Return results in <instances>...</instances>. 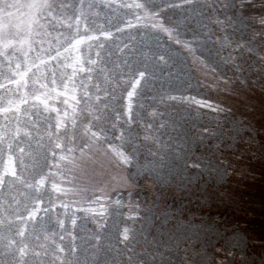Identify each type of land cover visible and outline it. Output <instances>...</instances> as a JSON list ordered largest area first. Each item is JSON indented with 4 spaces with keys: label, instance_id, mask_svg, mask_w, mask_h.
Returning a JSON list of instances; mask_svg holds the SVG:
<instances>
[{
    "label": "snow or ice",
    "instance_id": "1",
    "mask_svg": "<svg viewBox=\"0 0 264 264\" xmlns=\"http://www.w3.org/2000/svg\"><path fill=\"white\" fill-rule=\"evenodd\" d=\"M113 5L0 0V264H170L159 224L157 235L153 223L143 232L144 251L124 227L116 247L96 234L82 252L78 220L105 229V200L133 197L137 178L170 167L236 175L225 152L240 155L242 144L230 146L241 129L252 148L247 118L226 132L220 117L235 114L212 97L259 91L264 113V0H134L115 5L128 11L114 32L97 28L93 9ZM190 65L202 76L195 83ZM194 87L211 95L198 98ZM260 148L264 162V141ZM150 211L137 201L132 218ZM235 259L219 249L213 264Z\"/></svg>",
    "mask_w": 264,
    "mask_h": 264
},
{
    "label": "rangeland",
    "instance_id": "2",
    "mask_svg": "<svg viewBox=\"0 0 264 264\" xmlns=\"http://www.w3.org/2000/svg\"><path fill=\"white\" fill-rule=\"evenodd\" d=\"M95 1L97 4L101 3V0H91V3ZM121 1L114 0L113 8H104L99 15H96V9H93L91 20L94 21L97 28L114 30L113 27L117 25L123 14L126 13L124 9L115 7ZM69 2L71 3L72 0H69ZM131 2H134V0H123L125 4ZM153 2L162 4L165 0H153ZM76 3L78 5L79 0H76ZM70 11L71 9H69ZM166 15L179 17L180 13L178 9L175 12L169 10ZM184 55L186 53H180L181 58ZM190 67L192 68L193 83H195L197 78L202 79L196 67L194 65H190ZM197 92L200 93L198 98L207 99L211 95L203 87H194L192 94L195 95ZM212 98L224 100L226 104L232 107L233 113L236 115L250 116L252 122H257V128L262 129L261 123L264 122V113L261 111L262 97L259 91H256L255 94L248 93L247 98L244 96L228 98L213 96ZM168 110L175 112V109L171 107ZM232 120L233 116H229L226 123L223 116L220 117L221 124L226 132L230 131L229 124ZM253 126L252 124V129L255 128ZM248 131L251 132L252 137L255 139V133L250 127ZM247 140L248 137L244 135V130L241 129V136L237 137L235 143L230 146L232 152H236V144H242L241 149H239L240 155L237 156L236 161L241 160L244 164L249 163L245 161L244 152L241 151L244 146L246 147V145H243V141ZM199 154L197 152L194 155ZM228 154L229 152L226 151L225 155L227 157ZM257 157L254 156V159L257 160ZM248 159L252 161L251 158ZM251 164L254 165L253 162ZM254 171L256 172L257 169ZM230 175L220 178L208 175L207 170L185 169L179 172L174 167H170L165 169L163 176L158 177L156 180L143 177L137 178V183L130 185L131 189L142 180H145L144 185L146 186H143L150 193L151 201L146 200L142 194H136L133 189L132 191L137 196V200H131L127 195L123 197L121 203H116L117 197H113L112 201L105 200L106 215L103 219L106 222V228L97 233L95 224L90 218L85 217L82 222L78 220V227L75 230L77 235L76 243L80 245L83 252L85 248L89 247L88 242L84 238L88 237L91 239L98 234L102 237L100 242L102 247L106 248L109 244L116 247L119 232L124 227H128L130 230L135 231L137 237H141L136 246L138 251H144L142 235L148 229L149 224L153 223V234H158L155 225L159 224L161 226L160 231L170 245L168 254L164 257L166 261H170V264H213V255L219 249H228L230 252H235V264H262L264 262V218L260 216L262 214L261 209H257L256 206H250V204L247 206L246 200L245 202L240 200L239 185L235 186L232 184L236 182L241 184L243 182L240 188L243 194L254 198L250 199V203L261 202L264 205V185L261 181L264 180V177L248 174H240L239 176L238 171L232 177L233 183L230 189L225 192L222 188L227 185ZM100 179H103V175L100 176ZM154 188L155 190H153ZM216 190H219V193ZM48 191L51 193L50 184L48 185ZM56 195L58 194L52 193L51 198L55 200ZM47 198L46 196L45 201H47ZM138 200L140 208H144L143 204L146 201L151 209L148 212V220L132 218L135 215L132 213V208L136 207L135 203ZM209 200L212 206L209 205ZM202 204L204 205L200 208ZM188 206L192 207L190 212L187 211ZM195 209L197 211L196 214L193 213ZM220 214L225 217L220 216ZM61 217H63V212H61ZM153 217H155L154 221ZM54 221L55 214L53 213V223ZM55 230L59 232L58 228ZM71 233L72 228L69 223V232L64 234L63 244L65 246L71 243ZM57 243H60V241L57 240ZM91 243L95 244V239H91Z\"/></svg>",
    "mask_w": 264,
    "mask_h": 264
},
{
    "label": "trees",
    "instance_id": "3",
    "mask_svg": "<svg viewBox=\"0 0 264 264\" xmlns=\"http://www.w3.org/2000/svg\"><path fill=\"white\" fill-rule=\"evenodd\" d=\"M136 2H140V0H136ZM87 3H91V0H88ZM95 3H97V2L95 1ZM121 3H123V0L121 1ZM124 10L126 12L128 11L127 9H124ZM126 18L127 17H125V19ZM113 28H114V30H113V32H114L115 31V27H113ZM233 118L238 119V120H244L245 119V116L239 114V115L234 116ZM246 118L250 122V128H251V130H253V132L255 133V139L252 140V148H248L247 145H246V147L244 146V149L241 150V151L244 152V155L243 156L246 158L245 161H248L249 163L244 164V162H242L241 160L236 161L237 160V156L236 155H231L230 153L228 154V158L233 161L234 167H236L238 169L239 176H240V173L243 172V173L248 174V175H251V176H254L255 175V176H258V177H264V162H262V160L260 159V151H261L260 145H261L262 141H264V128L258 129L257 128V122H255V121L252 122L250 116L249 117H246ZM257 118H259V117H257ZM251 123L255 126V128L252 129V124ZM254 156H258L257 157V160L254 159ZM248 158H251L252 161H250ZM252 162H253L254 165L251 164ZM255 169H257L256 172L254 171ZM232 177H233V175H230V177L228 178V181H227V185L224 188H222V189H224L225 192L230 189V186L233 183L232 182L233 181L232 180ZM144 181L145 180H142L137 186L132 187V189L136 192V194H138V195L139 194H142V196L146 200L151 201V198L152 197H151L150 193L147 191V188L144 187V186H146V185H144ZM261 181H262V184L264 185V180H261ZM241 184H243V182ZM241 184H238L237 182L232 184V185H235V186L236 185L237 186L239 185V199L240 200H243L244 202L246 200L247 201V206H248V204H250V206H256L257 209H261V213L262 214H260V216H262L261 218H264V205L261 202L260 203H258V202L257 203H255V202L250 203V199L253 198V197L252 196H247V195L245 196L243 194V191L240 189L241 188ZM153 190H155V188ZM244 190H245V187H244ZM216 192L219 193V190H216ZM136 197L137 196L134 195L133 197H131V200H135V199L137 200ZM263 200H262V202H263ZM209 202H210V200H209ZM135 205L137 206V202L135 203ZM203 205L204 204H202L200 206V208H202ZM209 205L212 206V203L210 202ZM191 209H192L191 206H188L187 207V211L190 212ZM193 213H195V214L197 213L196 209L194 210ZM228 215L231 216V214H229V213H228ZM220 216H224V215L220 214Z\"/></svg>",
    "mask_w": 264,
    "mask_h": 264
}]
</instances>
